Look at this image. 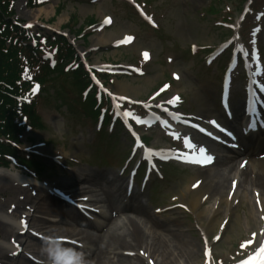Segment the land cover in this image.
Instances as JSON below:
<instances>
[{"label": "rangeland", "instance_id": "obj_1", "mask_svg": "<svg viewBox=\"0 0 264 264\" xmlns=\"http://www.w3.org/2000/svg\"><path fill=\"white\" fill-rule=\"evenodd\" d=\"M65 1L38 0V6L31 8L26 0H17L13 4L15 14L12 19L22 23L24 26L31 25L46 31L53 30L56 32H68L66 29L63 30L66 27L81 28L90 19L97 23L94 28L85 29L81 35L68 33L71 35L77 49L86 52L85 57L92 66H109L113 69L102 71L119 73H111L112 75H110L107 85H105L113 93H116V90L122 87L124 90L122 91L123 96H126L129 100L149 101L153 92L163 84L168 83L169 87L166 91L157 97L160 99L159 101H165L171 95L179 94L183 99L181 108L187 114H197L199 109H203L207 111L209 116L215 115L214 110L218 108V69L223 64L224 57L219 54L218 59L212 64H206L205 59L210 51L215 50L219 46L220 42L225 41L229 34H233H227V30L220 29V22L225 21L235 26L239 20L241 8L243 9L246 4V0H134L156 23L158 28L156 31L146 25L137 13L124 4L122 0H96L94 4H78L77 0H71V2L66 4ZM209 4H211V7L215 5V14H206V8ZM50 8L52 9L51 11ZM249 8L251 9L242 19L240 23L242 27H239L237 32L243 36L242 38L251 53L254 50L263 53L259 62L264 65V0H252ZM41 10L46 11L39 14L37 19H33L32 14ZM107 17L111 18L112 23L110 26L103 28L102 22ZM63 18L64 20L59 24V21ZM108 36L110 38L106 40ZM128 36L133 39L127 42L124 41L115 48L113 47L115 45L114 41H112L113 39L122 38L125 40V37ZM144 52L149 54L148 58L144 57ZM129 68H136V71H127ZM240 70L241 68L239 67L238 71ZM238 81L239 79L234 81V88H237ZM52 98L59 99H51L48 103H43L39 108L43 128L41 130H29L22 137L20 148L44 154L46 157L45 163L51 166H54L51 163L52 158L63 157V166L52 167L50 171H44L43 175L48 180L41 187L32 181H24L21 178L22 181L17 178L27 174L24 171L16 170L13 166L10 167L11 173L0 171V220L9 224V221L1 219L2 213H12L7 214V216L15 221L17 218L22 219L24 216L29 215L26 214V211L32 205L29 203L28 197L35 199L38 196V199L33 200L34 205L32 207L37 208V212L33 214L32 223L40 232L35 234L34 229L30 228L29 232L41 239L48 235H51L48 237L62 234L75 235L76 237L73 238L78 240V243L91 248L92 256L97 247V244L93 241L97 240L101 231L94 232L74 224H68L71 226L67 227L56 224V221L60 218L66 220L65 222L71 220L62 216L58 210H54L55 215L53 217L50 216L48 209L55 208V206H52L54 201L49 199L44 193L40 194V192L41 189H45L44 184L52 186V188H61L60 183L62 181L69 182L79 176L86 178L90 172L104 173L103 171L106 170L108 173L115 174V171L118 172V168L113 169L112 166L99 167L100 160L94 161L90 154L97 152L108 157L109 161H113L118 156H124L122 151L125 144L123 139L117 135L97 140L98 136L95 134L94 125L90 121L81 122L83 119L73 115L74 112L80 111L81 108H75L76 105H73L71 106L73 108L72 111H65V106L60 102L61 97ZM125 109H128V107H125ZM139 130L142 133L147 131L142 128ZM147 134L151 137L149 142L151 145L158 146L163 140L158 131L156 133L155 131H151V133L149 131ZM193 138L196 141L194 135ZM107 148L109 149V155L107 154ZM68 160L74 161L75 164L66 163ZM87 161L92 162L94 165L89 167L86 164ZM223 169H225V166H222L220 161H218L207 170L212 175H216L220 174ZM195 171L197 169L187 171L181 167H171L166 181L155 186L160 187V190H158L160 191L159 194H155L159 196L151 198L149 193V196L144 197L139 205V208L144 210V213L152 216L155 221L165 223L182 234L180 239L185 240L184 243L186 244L185 247H181L183 253L188 254L189 247H195V252L190 258L186 256L184 257L185 259L183 257L180 258L177 255L178 252H172L169 257L170 264H207V260L203 255L204 236L199 232L198 227L195 226V212L186 206L187 200L191 198L189 192L191 183L195 180ZM72 172L76 173V175L70 176L68 174ZM118 177L119 179L122 178L119 175ZM102 178L103 176L100 175L97 180L99 181ZM105 183L102 186L107 189L78 183H75L73 187L83 191L79 197H83L87 193V196L93 201L90 202L92 206L99 208L103 214L102 217L106 218L104 221L106 225L108 218L114 212L110 209L111 207L108 203L102 202L104 200L101 196L102 191L111 196L108 191L110 188L104 186ZM155 183L158 184L159 181ZM88 189H92V191L90 192ZM47 191L52 194L50 190ZM47 191L45 190V192ZM246 192L251 200V206L254 207L251 189L247 188ZM144 194H147V192L145 191ZM208 196H210V193L207 194V199L201 208L212 206L213 200H210ZM18 203H20L19 207ZM175 204L185 205L189 213L179 208L177 214H175L176 211L164 212L162 215L153 212L154 208ZM40 207L42 209L38 210ZM232 212L239 219L236 229L225 230L223 235H221L223 239L221 237L222 240L215 241L216 235L219 234V223H216L214 229L206 235L209 243L213 240L212 264H234L240 258L247 256L256 249L255 245L258 236L256 235V230L250 228L253 224L251 222V225L249 224L250 212L248 211L246 200H241L237 203ZM217 220L218 222L225 220L222 213H219ZM1 221L0 250L5 253L6 257H1L0 255V264H33L27 261L23 255L13 260L9 257L12 254V246L18 242H24L21 251H25L28 254V258H32L40 264H48L47 259L43 258L46 256L41 253L42 243L39 244L38 241L29 238V236L21 239V236L17 234V229L8 227L6 223ZM43 221L50 222L44 225ZM102 221V218L98 220L99 223ZM245 221H248V227L245 226ZM112 222L110 234L114 230L119 232L120 230L118 229L122 227L123 218L119 221L113 218ZM206 224V218H202L198 226L206 227ZM57 226L62 227V229L56 230ZM260 226L258 224L257 228L259 230ZM62 238L71 241L68 237ZM144 239L150 241L152 237L146 233ZM248 241H251V243H248ZM241 244H245V247H241ZM111 248H109L111 251H108V257L106 256L110 264L158 263V259L154 255L157 256L159 251L151 255L152 248L128 247L122 250H112ZM168 251L170 252V250ZM127 252L134 255L129 256Z\"/></svg>", "mask_w": 264, "mask_h": 264}, {"label": "bare ground", "instance_id": "obj_2", "mask_svg": "<svg viewBox=\"0 0 264 264\" xmlns=\"http://www.w3.org/2000/svg\"><path fill=\"white\" fill-rule=\"evenodd\" d=\"M51 10L52 9L50 8V11ZM45 11L46 10L37 11L36 13L32 14V18L37 19L39 14ZM63 20L64 18L59 21V24H61ZM109 38L110 36H108L106 40H109ZM115 40L117 39H113L112 41ZM122 91L124 90L122 87H120L118 90H116V93L123 95ZM206 113L207 111L199 109L197 115L198 117L204 119V117H208ZM258 142L259 141H256L250 145V150H248V152L245 154L237 155V157L232 158L231 160H226L225 163H222V166L224 165L225 169L220 174L212 175L209 170H207L209 167L205 168L206 170L200 169V171L196 173L195 178L203 181V183H201V185L195 191L189 192L191 198L187 200V205L191 211L195 212V220L197 224H199L202 218H206V227L200 226V231L204 232L205 235L214 229V225L216 223H220L219 231H222L225 227L223 233L227 229H236L239 219L235 214H233L232 211L235 209L236 204L241 200H246L248 204V211L250 212L249 224L250 222L253 224H250V228L256 231L258 230L257 227L259 224V212H257L255 208L256 205L254 207L251 206V200L246 192V189L250 188L251 194L253 193L255 195L257 193L258 195L256 200L260 199L259 207L260 209L262 207L264 210V158H259L260 155H264V146L257 145ZM241 160L247 161V164L244 167H239V164H236L237 161L240 162ZM236 179H238L236 186L235 184L233 185L230 183V181H235ZM77 180H79V178L72 179V182L62 181L61 184L64 188L69 189ZM232 191L233 193H231ZM101 193L102 198L104 199L102 202L108 203L111 209H116L114 208L115 204L112 201L113 199L111 196H108L105 191H102ZM208 193H210L209 199L214 201L213 205L211 207L201 208L200 198L204 194ZM49 199L54 198L49 197ZM28 200L30 201L29 203L31 205L34 204L33 200L35 199L28 197ZM222 205H224V207H222ZM19 206L20 203H18V207ZM52 206L57 207V204L52 202ZM41 209V207L38 208V210ZM54 210H56V208L48 209V214L53 216ZM219 213L223 214L225 221L221 220V222H218L217 217ZM121 215L125 216V218L123 219L122 227L118 229L120 230L119 232L116 230V233L114 230V232L110 234V228L108 226L106 227L108 230L106 232L101 231L97 240L93 241L95 244H97V247L88 260L89 264H110L107 261V257L109 255L108 251H111L109 250L110 247H112V250H122L128 247H136L139 249L142 247L152 248L151 255H154L155 252L159 251L157 256L154 255V257L158 259L157 264H170L169 257L172 252H178L177 255L180 258H184L185 256L190 258L193 256L195 247L190 246L188 254L183 253L181 247H185L186 244L184 243L185 240L180 239L182 234L178 231H175V229H172L167 224L159 223L150 216L144 215L140 211L133 208L129 211L122 212ZM261 215H263V211ZM1 217L2 220H10L7 219L3 213L1 214ZM30 221L33 222L32 219ZM244 223L246 227L249 226L248 221H245ZM11 224L13 225V228L17 229V221ZM43 224L46 225L45 222H43ZM59 224L63 225L62 223ZM58 229H62V227L57 226L56 230ZM146 233L152 237L150 241L144 239V235ZM16 249L17 248L15 247L14 251ZM168 250H170V252ZM0 255L1 257H6L5 253H3L1 250Z\"/></svg>", "mask_w": 264, "mask_h": 264}, {"label": "trees", "instance_id": "obj_3", "mask_svg": "<svg viewBox=\"0 0 264 264\" xmlns=\"http://www.w3.org/2000/svg\"><path fill=\"white\" fill-rule=\"evenodd\" d=\"M14 1L16 0H0V165L7 166V158L11 157L19 165L32 171L38 170L39 165L33 160L28 161L14 145L19 143V136L24 128L19 124L22 119H26L32 126L40 125L36 109L40 100H46V90L29 103L18 101L17 98L29 92L32 82H38L42 87L48 84L53 87L55 80L71 77L78 90L84 85V77L87 79V76L81 68L65 74L64 65L73 61L75 51L64 37L52 34L32 36L21 26L14 24L11 20ZM209 11L213 13L211 7ZM81 31L77 30L76 33ZM33 40L36 41L34 47L28 43ZM46 46L57 50V67L53 70L40 58V53L44 48L47 49Z\"/></svg>", "mask_w": 264, "mask_h": 264}, {"label": "clouds", "instance_id": "obj_4", "mask_svg": "<svg viewBox=\"0 0 264 264\" xmlns=\"http://www.w3.org/2000/svg\"><path fill=\"white\" fill-rule=\"evenodd\" d=\"M62 237L46 236L41 246V253L46 256L48 264H89L84 252L66 246Z\"/></svg>", "mask_w": 264, "mask_h": 264}, {"label": "snow or ice", "instance_id": "obj_5", "mask_svg": "<svg viewBox=\"0 0 264 264\" xmlns=\"http://www.w3.org/2000/svg\"><path fill=\"white\" fill-rule=\"evenodd\" d=\"M105 24L110 23L109 19H105L104 20ZM28 27H31V25H28ZM133 38L131 36L125 37V42L127 41H131ZM145 58H148V53L144 52L143 53ZM178 99V98H176ZM169 103H172V101H169ZM124 115L130 116L132 115L131 113H124ZM137 121L139 122L140 118L136 117ZM211 123H215L214 121ZM217 127H219V125H217ZM203 131V129H201ZM221 131H225V129H221ZM209 135H211V133H209ZM228 135H232V133H228ZM185 145L192 150V155L190 157H186V159H188V162L190 163H195V164H209L213 161V157L211 155L206 154V150L204 147H198L194 144H192L189 140L185 139ZM198 148V151H197ZM194 187H196V185H194ZM181 207H183V205H181ZM159 211V209L157 210ZM21 224H24V221H21ZM25 227H27L25 225ZM68 243H75L74 241H68ZM248 243H251V241H248ZM241 247H245V244H241ZM205 256H208V252L207 250L205 251ZM241 264H264V243L260 244V248L258 249V252L256 254V256L250 257L249 260H245V261H241Z\"/></svg>", "mask_w": 264, "mask_h": 264}]
</instances>
